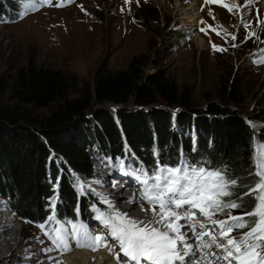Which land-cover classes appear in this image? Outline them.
I'll use <instances>...</instances> for the list:
<instances>
[{
  "label": "trees",
  "instance_id": "1",
  "mask_svg": "<svg viewBox=\"0 0 264 264\" xmlns=\"http://www.w3.org/2000/svg\"><path fill=\"white\" fill-rule=\"evenodd\" d=\"M25 2L14 5L1 0L0 22L19 20ZM150 18V25L138 24L146 33H152L151 24L158 25L153 16ZM170 33L177 39L187 37L181 29ZM162 49L167 51L168 45ZM147 59L145 55L133 57L126 69L118 71L102 63L92 88H80L72 73L32 60L16 71L8 95L12 104L0 105V196L12 203L20 221L43 223L52 197L61 218L87 222L88 202L76 197L75 180H65L49 151L62 156L77 175L90 171L91 146L109 158L130 155L146 168L153 167L157 159L175 163L182 154L190 160L207 158L226 166L239 179L237 193L245 190L243 186L252 179L248 171L254 141L264 140V125L250 128L246 120L220 102L195 106L189 87H180L160 68V62L153 60L154 71L145 74L142 68ZM226 93L222 95L236 101L237 86L233 84ZM157 101L182 110L171 115L149 107ZM129 105L145 109L131 111L126 109ZM40 110H48V114L33 113ZM248 203L250 198L245 197V206ZM233 214L239 215L241 210Z\"/></svg>",
  "mask_w": 264,
  "mask_h": 264
},
{
  "label": "rangeland",
  "instance_id": "2",
  "mask_svg": "<svg viewBox=\"0 0 264 264\" xmlns=\"http://www.w3.org/2000/svg\"><path fill=\"white\" fill-rule=\"evenodd\" d=\"M7 1L18 5L20 0ZM40 1V7L25 12L19 20L0 22L1 106L12 104L8 95L15 73L31 60L38 65L72 73L80 81V88H92L95 72L102 63L112 71L124 70L133 57L145 55L148 59L142 71L149 74L154 71L151 62H160V68L180 87H189L191 102L195 106L204 108L209 102H220L246 120L250 128L264 125V64L254 62L259 60V53L264 50V0H253L248 7H244L247 0H215L209 3L197 0L193 14L195 21L191 23L187 10L193 0H129L128 3L125 0H79L68 7L55 6L58 1L52 3L49 0L48 4ZM181 1L182 5L179 4ZM224 5L232 7L233 11L229 12ZM151 16L158 25L151 24L152 33H146L138 24L150 25ZM249 21L251 27L245 29L243 23ZM201 28L205 31L202 32ZM178 29L183 30L187 37L174 38L170 31ZM249 31L256 35L246 40ZM233 35L236 37L234 41ZM233 44L237 46L233 47ZM164 45H168L167 51H163ZM213 45L227 50H214ZM233 84L237 86L238 96L236 101H229L222 93H226ZM149 107L171 115L182 110L167 108L159 101ZM126 109L145 108L129 105ZM33 113L46 116L48 110ZM90 149V171L84 175L73 173L62 156L49 153L53 161L58 162L66 181L79 179L84 185L83 191L88 193L87 202L95 200L105 208L93 192L101 193L92 181H95V175L104 173L106 169L109 171L107 176L111 173L108 181L114 182L116 171L109 167L110 164L105 165L106 160L99 157L95 146ZM127 182L132 189L131 177H127ZM121 185L116 183L113 186L112 183V192L122 195L120 202L123 203L127 193L135 191L133 194H136V190H117ZM143 207L147 208L145 204ZM137 208L141 209V206L137 204ZM0 211V221L13 225L17 231L15 254L23 264H57L51 256L58 258V251H45L52 247L46 240L47 236L40 228L20 221L12 211V203L1 196ZM7 257V254L0 257V264H20L8 261Z\"/></svg>",
  "mask_w": 264,
  "mask_h": 264
},
{
  "label": "snow or ice",
  "instance_id": "3",
  "mask_svg": "<svg viewBox=\"0 0 264 264\" xmlns=\"http://www.w3.org/2000/svg\"><path fill=\"white\" fill-rule=\"evenodd\" d=\"M128 2L125 0V3ZM209 2L215 0H205V3ZM252 2L247 0L244 7ZM43 3L48 4L49 0H43ZM27 6L35 7L31 0ZM224 6L229 12L233 11L232 7ZM20 15L22 18L23 13ZM259 24L257 17V26ZM243 27L250 28L251 22L243 23ZM201 31L205 29L201 28ZM255 35V32L249 31L246 40ZM235 39L233 35L232 40ZM213 49L227 50L216 45H213ZM254 62L264 63V59ZM108 159L114 171L135 179L140 186L138 196L127 202L138 203L142 211L151 213V218H133L129 213L117 209L107 196L93 190L106 208V211H101L95 205L92 206L94 219L102 229L94 232L75 218L65 217L59 221L56 199L50 198L51 214L46 217V221L56 226L49 231L45 223L36 225L51 241L52 247L45 251L55 249L61 253L70 252L71 244L74 243L77 248L93 252L106 249L118 264H264V140L254 144L248 171L252 179L243 186L245 190L242 193L235 191L241 187L239 179L226 166L222 167L207 158L190 160L182 154L175 163H163L157 159L151 168L125 167L121 158H116L115 163H111V158ZM58 183L59 178L53 186L54 192ZM75 183L83 195L84 185L79 179ZM92 183L101 182L96 180ZM116 183L114 181L113 186ZM245 197L250 198L247 206ZM145 203L147 208L143 207ZM237 209L241 210V214L234 215L233 211ZM220 215L224 219L215 218ZM197 216L203 219H197ZM181 220L186 221V224H181ZM185 227L191 231L195 245L187 243V232L181 231ZM57 264L61 262L57 261Z\"/></svg>",
  "mask_w": 264,
  "mask_h": 264
},
{
  "label": "bare ground",
  "instance_id": "4",
  "mask_svg": "<svg viewBox=\"0 0 264 264\" xmlns=\"http://www.w3.org/2000/svg\"><path fill=\"white\" fill-rule=\"evenodd\" d=\"M168 1V0H163ZM186 1V0H184ZM194 2L192 5L188 8L187 14L190 15V23L194 22L195 18L193 16L195 5L197 4V0H193ZM178 2V0H177ZM179 4H183L181 1ZM176 8H179V5L176 3ZM106 172V173H105ZM104 173H98V175H95V181L99 180L101 183L97 184L94 183V186H96L99 190V194L107 196L109 199H111L114 203L117 209H119L122 212L129 213L133 218L136 219H143L148 220L151 218V213H145V211H142L140 208H137V204L128 203L127 201L132 200L134 197H136V194L132 192H128L125 196V202H120L122 200V195L114 194L115 192H112V183L110 180L108 181L109 177L107 176V173H109L108 170L105 169ZM113 181H116L113 179ZM117 182V181H116ZM122 185L117 188L118 189H129V183H121ZM119 186V185H118ZM132 187V186H131ZM132 189H129L131 191ZM124 197V196H123ZM0 217H2L1 211H0ZM1 222V221H0ZM181 224H186V221L181 220ZM209 227H211L209 225ZM181 231L187 232L188 239L187 243L195 245L196 241L192 237V233L188 228H182ZM16 229L13 225H6L5 223H0V257L3 255H8V261H15L17 263L23 264L19 258L16 257ZM194 242V243H193ZM112 243V241H110ZM72 251L62 255V257L57 258L55 255H52V260L57 263V261L64 263V264H118V261L109 254V252L106 249H99L98 251L88 253L87 250H82L79 248H75L76 246L71 244ZM39 263V262H38ZM36 263V264H38ZM41 263V260H40Z\"/></svg>",
  "mask_w": 264,
  "mask_h": 264
}]
</instances>
